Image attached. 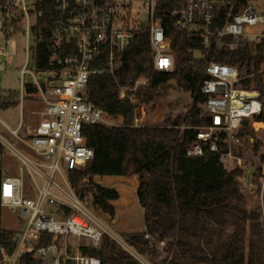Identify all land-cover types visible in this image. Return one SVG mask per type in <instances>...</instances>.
Returning <instances> with one entry per match:
<instances>
[{"label": "built area", "instance_id": "2783aa9c", "mask_svg": "<svg viewBox=\"0 0 264 264\" xmlns=\"http://www.w3.org/2000/svg\"><path fill=\"white\" fill-rule=\"evenodd\" d=\"M120 1L0 0V39L24 38L25 65L21 75L32 78L37 96L44 104L42 119L35 128L28 129L24 137L19 136L23 129L21 122L16 130L10 131L26 152L19 151L0 136V145L20 163L19 175L5 177L1 182L0 206L12 213L19 211L25 218L13 237L16 243L13 255L0 264H20L27 255L46 264H59L61 260L67 264H100L97 259L83 257L78 248L69 250L70 238L85 240L88 245L97 247L103 236H108L121 247L126 245L97 213L86 207L68 179L69 171L84 169L94 158L83 129L117 125L104 111L87 101L86 87L90 76L104 73L114 76L117 56L128 48L143 27L148 31L154 71H174L170 39L158 15V4L162 0H142L149 14L146 25L132 23L121 14L124 5H120ZM46 6L58 13L51 47L53 60L64 68L58 79L51 80L50 75L43 88L28 67L31 65L32 39L33 44L35 40L41 41V37L33 34V29L40 23ZM127 15L129 17L130 12ZM169 17L176 31L188 33L202 43L199 58L204 59L210 50L232 52L248 46L263 55L258 72L263 71L264 0H184L169 11ZM102 54H106V66L91 68ZM5 55V48L0 47V58ZM203 74L201 94L205 98L209 124L196 129L187 156L219 154L234 160L240 167L244 159L234 153L242 147L240 130L246 122L255 131L264 125V121L254 120L264 110L261 93L242 89L239 84L244 77L232 65L209 62ZM147 83L139 79L131 88L117 89L118 97L127 99L135 107L134 127H139L146 117V105L136 106L138 99L130 92ZM23 85L24 82L21 83V103ZM259 155L262 157L259 186L264 216V147ZM61 164L65 172L61 170ZM31 194H34L33 199ZM45 239L50 242L39 245Z\"/></svg>", "mask_w": 264, "mask_h": 264}, {"label": "trees", "instance_id": "16d2710c", "mask_svg": "<svg viewBox=\"0 0 264 264\" xmlns=\"http://www.w3.org/2000/svg\"><path fill=\"white\" fill-rule=\"evenodd\" d=\"M183 1L162 0L158 4V15L170 39L174 57L172 73L154 71L148 31L143 27L128 48L117 56L114 76L105 73L90 76L86 87L87 101L113 121L120 118L121 124L83 129L94 158L84 169L69 171L68 179L79 199L85 203L88 198L92 199L93 207L111 220L116 216L113 202L119 199V192L100 185L96 178L137 179L136 198L144 212L145 226L141 231L125 233L124 241L149 264H264V224L259 211L248 208L246 194L239 183L242 169L239 166L227 169L223 163L225 157L219 154L187 156L196 129L209 124L205 98L201 94L205 65L217 62L238 68L244 77L239 86L245 90H258L264 107V68L258 72L263 55L244 46L232 52L210 50L204 59L199 58L202 43L188 33L176 31L169 17V11ZM58 18V13L46 6L40 23L33 29V34L41 37V41L35 40L30 63L36 72H50L51 80L58 79L64 68L53 60L51 47ZM105 55L97 58L91 68H104ZM27 77L31 80L24 82L22 103L37 95L32 78ZM139 79L148 83L130 92L138 99L136 106L142 103L152 106L157 96L168 93L172 80L190 95L191 106L176 118L165 116L163 125L134 127L135 107L127 99H120L117 89L131 88ZM39 82L45 88V82ZM9 94L8 98L0 100V111L20 103V92ZM254 120L264 121V110ZM248 128L246 122L239 135L250 133ZM254 141L252 158L256 160L257 168L253 184L259 187L261 142ZM2 148L0 145V154ZM241 148L234 153L242 154ZM2 180L0 169V186ZM1 211L0 206V262L11 257L16 249L13 238L16 231L2 227ZM49 242L45 239L39 245ZM78 251L83 257L99 260L100 264H140L108 236H103L97 247L80 245ZM20 264L46 263L27 255ZM59 264L67 262L61 260Z\"/></svg>", "mask_w": 264, "mask_h": 264}, {"label": "rangeland", "instance_id": "374dc122", "mask_svg": "<svg viewBox=\"0 0 264 264\" xmlns=\"http://www.w3.org/2000/svg\"><path fill=\"white\" fill-rule=\"evenodd\" d=\"M120 5H124L123 9H120L121 14L129 18L132 23L137 25H146L149 21L148 8L146 5L142 4V0H121ZM128 12L130 15L128 17ZM33 47V39L31 42ZM0 47L5 48L6 55L0 58V100H5L9 97L10 92H20L21 93V83L31 80L28 75H21L22 69L25 65V41L24 38L19 36H12L9 39L1 38ZM10 58V59H8ZM28 70L32 72L35 77L39 80L49 79L50 72H36L33 65H29ZM171 87L165 96H157L154 99L152 106L146 105V117L139 124L140 126H154L163 125V119L165 116L169 115L176 118L179 115L185 114L192 103V98L189 94L185 93L177 87L175 80L170 82ZM20 103L17 106L10 107L6 110L0 111V136L8 141L13 147L19 151L26 150L19 144L18 140L13 138L10 134L11 130H16L20 124L23 125V129L19 131V136L24 137L25 132L28 129L35 128L39 121L42 119V111L44 109V104L37 95H33L28 98L24 103ZM113 124L120 125L121 119L113 121ZM105 126V125H104ZM8 127V128H7ZM109 127V126H106ZM250 133L241 134L242 138V154L243 157L242 165L239 167L243 171V176L240 178L239 183L241 188L246 194L247 205L250 211L258 210L262 222L264 224L263 216V205L261 197L260 186L253 184V174L256 170V160L252 158L253 147H255V140H260L262 151L264 147V125L258 130L252 129V126L248 128ZM254 138V139H253ZM223 163L227 169L232 170L234 167L238 166L236 162L229 158H224ZM20 163L18 160L9 152L7 148H2L0 154V169L3 178L12 177L19 175ZM61 170L65 172L64 166L61 164ZM97 182L102 186H109L108 181L104 178H96ZM134 196V194H131ZM129 197L132 199V197ZM136 196V194H135ZM30 198H34V194H31ZM124 200V199H122ZM263 201H264V190H263ZM86 207L93 213H97L99 218L102 219L112 233L120 239L124 244V234L130 231H141L145 226L144 212L139 205L137 198L133 197V203H130L127 207H121L117 202L115 204V219L114 222L107 215L104 216L101 212L95 210L92 205V201L88 198ZM25 218L20 215V212H10L7 209H2L1 211V223L2 227L6 230H18L21 228ZM69 243L71 248L76 250L80 245H85L87 242L85 240L70 239ZM124 248L136 258L140 264H149L147 260L139 256L134 249L130 248L127 244Z\"/></svg>", "mask_w": 264, "mask_h": 264}, {"label": "crops", "instance_id": "0c3cea01", "mask_svg": "<svg viewBox=\"0 0 264 264\" xmlns=\"http://www.w3.org/2000/svg\"><path fill=\"white\" fill-rule=\"evenodd\" d=\"M104 179L115 180L113 182L108 181V187L116 189L120 195L119 199L116 202H113L114 207L117 202L121 205V207H127L130 205V203H133V197L136 199L135 194L138 188V182L136 178L129 179L126 177H105ZM131 194H134V196H131ZM130 196L132 199L129 198Z\"/></svg>", "mask_w": 264, "mask_h": 264}, {"label": "water", "instance_id": "95a60500", "mask_svg": "<svg viewBox=\"0 0 264 264\" xmlns=\"http://www.w3.org/2000/svg\"><path fill=\"white\" fill-rule=\"evenodd\" d=\"M63 262H65V260H63Z\"/></svg>", "mask_w": 264, "mask_h": 264}]
</instances>
